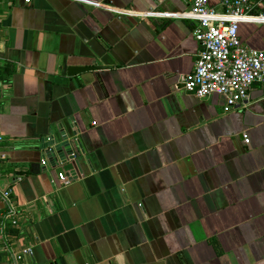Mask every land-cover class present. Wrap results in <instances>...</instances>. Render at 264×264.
Here are the masks:
<instances>
[{
	"label": "crops",
	"instance_id": "0c3cea01",
	"mask_svg": "<svg viewBox=\"0 0 264 264\" xmlns=\"http://www.w3.org/2000/svg\"><path fill=\"white\" fill-rule=\"evenodd\" d=\"M93 1L158 13L192 3ZM196 25L75 0L0 6L1 185L19 208L18 225L0 228V264L26 246L19 264H264V81L229 112L222 96L184 89ZM240 37L264 48V24H241ZM93 61L109 67L69 75ZM51 127L72 141L68 185L38 146Z\"/></svg>",
	"mask_w": 264,
	"mask_h": 264
},
{
	"label": "built area",
	"instance_id": "2783aa9c",
	"mask_svg": "<svg viewBox=\"0 0 264 264\" xmlns=\"http://www.w3.org/2000/svg\"><path fill=\"white\" fill-rule=\"evenodd\" d=\"M31 3L32 0H24ZM107 8L118 14L138 17H164L188 19L197 22L193 34L200 44L195 68L183 77V88L200 98L220 95L224 98V111L246 107L250 101L253 84L264 81V48L253 47L243 42L240 26L243 23L264 24V0H220L221 9L210 6L209 0H192L191 8L183 12L131 11L116 9L93 0H75ZM12 6L14 0H0L2 5ZM3 63L0 59V86L3 85ZM246 142L250 139L245 135ZM3 136L0 135V143ZM7 155L0 146V197L6 203V210L0 217V228L5 233L9 225L19 222V208L13 200L11 185L2 186L5 174L1 163ZM58 179L68 185L71 180L63 173ZM22 180L12 178L13 183ZM56 184V183H55ZM5 235V234H4ZM33 253L26 246L13 251L14 264Z\"/></svg>",
	"mask_w": 264,
	"mask_h": 264
},
{
	"label": "water",
	"instance_id": "95a60500",
	"mask_svg": "<svg viewBox=\"0 0 264 264\" xmlns=\"http://www.w3.org/2000/svg\"><path fill=\"white\" fill-rule=\"evenodd\" d=\"M107 67L109 66L97 64L96 61H93V63L89 65H71L68 68V73L70 76H74L85 71L99 70ZM57 129L61 135V139L58 137V132L55 128L51 127L49 135L41 139V143L38 146L40 149L45 150V155L43 156L45 163L49 166L52 164L56 168L57 174L63 173L67 175L66 172L74 168L76 155L72 150L70 135L63 129L60 130V127ZM78 161L81 162L80 159Z\"/></svg>",
	"mask_w": 264,
	"mask_h": 264
}]
</instances>
